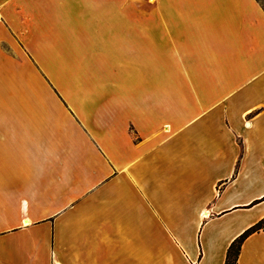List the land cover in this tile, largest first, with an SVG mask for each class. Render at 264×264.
<instances>
[{
  "label": "crops",
  "instance_id": "0c3cea01",
  "mask_svg": "<svg viewBox=\"0 0 264 264\" xmlns=\"http://www.w3.org/2000/svg\"><path fill=\"white\" fill-rule=\"evenodd\" d=\"M156 1L94 51L0 0V264H264V8Z\"/></svg>",
  "mask_w": 264,
  "mask_h": 264
},
{
  "label": "rangeland",
  "instance_id": "374dc122",
  "mask_svg": "<svg viewBox=\"0 0 264 264\" xmlns=\"http://www.w3.org/2000/svg\"><path fill=\"white\" fill-rule=\"evenodd\" d=\"M131 1H136L137 5L135 8L138 15L144 14L146 12H152L154 15L162 13V7L156 0ZM42 2V5H40L42 15L41 21L45 23V25L49 24V21L52 22L53 19V21H55V26L60 27L57 28L59 29L57 32L62 31V35L66 36L72 35L69 33V29L72 30L74 34L77 33L78 35V37H73V40H78L79 42L88 40L89 43L91 42L90 49L94 51L98 46L95 40H97V42L99 41V35L102 33V31L112 29L114 25H117V21L120 20V18L117 17L119 14L121 15V19H126L123 15L127 14L128 10L130 9L129 6L114 5L113 0H42ZM258 2L264 8V0H258ZM121 24L128 25L127 22H121ZM84 33L87 35L86 38L83 37ZM77 54L80 55V53ZM84 55L85 54H83V56ZM89 57L90 56L87 54V56L84 58L83 64H81V66L79 65L78 69H76L78 70L75 71L76 75L79 74L81 69L87 68L86 65L89 66ZM58 59L60 62L62 56H59ZM54 72L56 75H58L60 70L55 69ZM43 89L44 87L42 85V91L38 90L36 93H40V95L43 96L45 94ZM48 104L49 103H47V105ZM25 116L26 118H29L31 113H26ZM42 116H45V119L50 116L52 119L53 117L55 118L53 120H58V118H56L58 115L52 114L51 109L47 111H40L39 115L36 114V118H38L40 122H42ZM68 127L70 129L69 124ZM8 161L10 171L12 172L15 169L16 161L10 156Z\"/></svg>",
  "mask_w": 264,
  "mask_h": 264
},
{
  "label": "trees",
  "instance_id": "16d2710c",
  "mask_svg": "<svg viewBox=\"0 0 264 264\" xmlns=\"http://www.w3.org/2000/svg\"><path fill=\"white\" fill-rule=\"evenodd\" d=\"M261 224H257L255 227L250 229L248 232L242 234L240 237L235 239L228 248L225 264H236L241 245L245 237L253 230L260 227Z\"/></svg>",
  "mask_w": 264,
  "mask_h": 264
}]
</instances>
